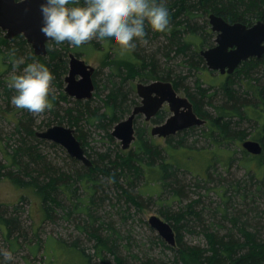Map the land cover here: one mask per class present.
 Instances as JSON below:
<instances>
[{"label": "trees", "instance_id": "obj_1", "mask_svg": "<svg viewBox=\"0 0 264 264\" xmlns=\"http://www.w3.org/2000/svg\"><path fill=\"white\" fill-rule=\"evenodd\" d=\"M164 2L170 14L169 28L161 33L153 31L150 26L146 27L145 38L148 43L141 45L137 41L136 50L127 55L126 59H120V67L124 66L126 77L132 78L149 73L154 79L171 81L177 91L183 89L192 102L196 114L205 119V124L201 125V133L206 139L207 145H197L195 142L197 140L191 143L187 142L185 137L192 135L191 132L195 126L168 136L165 146H161L156 142L154 136L147 133L145 127L136 125V139L128 149H118L117 147L113 153L102 152L94 159H91L89 157L91 154L84 149L86 155L91 159L92 165L88 167L81 161L83 164L80 165L79 170L73 168L71 171L74 173H66L51 165L46 157L39 152L37 142L44 140L36 135L32 129L31 120L25 115L17 123V129L20 128L18 131L16 130L19 132L17 146L11 151L8 150V146L3 147L2 145L1 147L4 151L5 164L0 163V174L6 175L17 185H32L41 196V210L44 219L53 217L57 207L61 206L58 189L64 187L70 196H75L76 185L79 183L86 194L85 198H77L78 203H84L83 200L89 202L82 209H89L86 211L87 216L94 219L90 213L91 203L99 191L102 193L99 196L101 200L109 198L108 187H114L118 199L124 198V211L130 213L131 206L140 208L147 201V199L140 200L137 194L132 191L139 181L143 183L145 189H142V192L148 194L149 201L155 200L154 194L160 197L167 190L172 192L170 196L172 200L180 199L183 197L181 191L185 186L182 184L181 178L183 173L197 174L192 173L193 166L189 167V165H193L190 157L193 158V161L195 158L200 159V167H203L201 169L203 175L200 173L202 176L196 182L198 185L203 181L211 182L213 180L209 172L210 169L217 166L228 169L237 161L244 167L249 176L248 179L252 182L249 183L248 180L243 179L234 180L229 183L231 186L229 188L226 183L216 181L214 188L220 196V201L217 210L216 208L207 210L211 213L210 226L206 224L207 217H204L203 214L206 213L204 210L206 206L199 207L197 204L201 201L199 196L177 211L169 212L159 209L163 219L169 222L175 231V246L165 244L158 235L155 237L163 247L173 252V263L222 264L231 260L236 264H264V231H261L262 226H254V229H251L248 217L256 207L254 205L256 201L263 199L264 202V53L260 57H251L243 61L233 73L224 74L220 81L210 85L214 88L210 93H207L210 87L201 86L199 75L194 88L191 89L185 84L186 74L181 75L180 72L176 74L170 69L160 67V58H165L168 61L171 58V53H174L173 56L180 55L182 57L188 71L197 68L198 64L204 66L205 61L199 54L200 49L192 50V45L187 40L198 39L200 36L202 45H212L209 40L213 38V31L208 23V15L214 13L228 22L239 21L245 24H252L258 19L264 21V0H164ZM154 40L156 42L153 45ZM52 42L54 41H48L47 46ZM0 43L6 46L4 57L12 53L13 50H15V56L25 52L28 61L34 59L44 64L55 79H58L61 72L67 69L66 59L63 57L64 52L60 48L50 49L47 47L46 55H36L30 48L29 50L26 48V40L20 34L14 36L11 42L4 38L0 39ZM98 44V42H94V45ZM102 45L103 48L119 50L114 41H103ZM146 46H149L150 49L147 50ZM75 52V55L79 57L81 52ZM256 72H261L263 78L255 76ZM116 75L110 74L105 82L106 93L102 99L104 110L91 108L89 106L90 99H76L73 100L74 106L64 108L62 114L59 115L61 116L59 122L61 123L65 119L69 124L76 126L82 120L86 123L105 119L109 121V124H116L126 113L130 114L138 102L136 97L131 99L129 97L132 89L126 85L127 78L122 76L118 81ZM94 84L95 90L98 91L95 78ZM140 117L141 115L136 117L135 123ZM163 118L164 112H160L152 121L158 123ZM243 123H247L251 132H248L247 128L242 125ZM249 134L251 139L257 140L262 146V151L259 154H251L243 149L241 141ZM76 137L81 140L80 134L77 133ZM108 137L110 140H114L109 133ZM237 145L240 146L238 151L241 153L238 158L235 157ZM180 154H186L187 159L181 161L178 158ZM72 160L77 161L75 158ZM8 165L11 168L3 172L2 170ZM26 177L28 180H25ZM74 183L75 187L72 186ZM151 183L158 184L159 190L154 191L156 193H151ZM202 185L204 184L202 183ZM236 201L240 202L239 206L235 205ZM4 209L0 206V225H3L5 229L3 233L9 237L14 231H18L15 240L19 239L21 235L26 237V234L21 230L16 214L17 206L13 208L14 214L11 215H5ZM254 210L256 213L258 212L256 208ZM70 212L69 210L66 213ZM217 213L221 216L219 220L214 216ZM196 224L204 228L206 247L188 245L182 240L180 228L185 226L196 228ZM77 226L81 228L83 225ZM84 227L86 228L87 225ZM104 227L103 229L107 230L106 235L101 234L97 227L93 226L91 229L87 227L89 236L96 240L95 254L101 260H105V255L108 254L112 256L114 264H127L116 243L118 236H121L119 231L109 223ZM218 227L224 230L220 232ZM15 240L14 242H16ZM52 243H55V239H52ZM65 247L79 255L78 264H90L91 254L78 249L76 244ZM133 264H168V261L163 258L137 257Z\"/></svg>", "mask_w": 264, "mask_h": 264}, {"label": "rangeland", "instance_id": "obj_2", "mask_svg": "<svg viewBox=\"0 0 264 264\" xmlns=\"http://www.w3.org/2000/svg\"><path fill=\"white\" fill-rule=\"evenodd\" d=\"M5 32L6 31L0 28V39H6L4 37ZM20 35L23 36L22 34ZM199 37L200 36H198V39L190 38L187 40L188 43L192 45V50H199L208 46V44L202 45ZM214 37L215 33L213 32V38L209 40V42L213 43ZM8 41L11 42L12 39ZM94 42H98L99 44L96 46L94 45ZM155 42L156 40H154L152 44L154 45ZM102 44L103 41H98L96 39L87 44L81 45L80 47H74L69 43H49V45L52 46L51 48H60L62 52H64L63 57L66 59L67 69L64 72H61L58 79L52 81L51 86L54 89L56 98L55 100H51V95L49 98L54 105L53 108L51 110H45L42 114L34 115L25 109L16 108L11 103V98L15 95V90L9 87V82L14 71L13 62L15 60L20 58L24 59V63L18 65L16 68L17 74L19 71H22L28 63L37 60L31 59L28 61L27 53L25 52L19 54L18 56H13L10 53L8 56L4 57L3 53L5 52L4 49L6 46L0 43V163L5 164L4 151L1 148L2 145L3 147L8 146L9 151L17 146L19 137V135H17L19 132L17 131L20 129H17V123H19L25 115L26 117H29V120H31L32 129L35 133L45 131L48 127L56 124L72 127L76 136L77 133L80 134V142L84 149L91 154V156H89L91 159H94L99 153L106 151L113 153L117 150V147L118 149H121L120 141L114 138L110 133L115 124H109V121L105 119L100 121L95 119L96 121H89L86 123L82 120V122L77 123L76 126L69 124L65 119L64 121H61V123L59 122V117H61L59 115L62 114L64 108L74 106L73 100H76V98L67 95L64 91V87L66 85L64 78L68 74L70 53L75 54V51L81 52L79 57L95 68L94 78L95 81H97L99 90H94L93 96L90 98L91 102L89 106L91 108H99L100 111L104 110V103L102 100L106 93L104 85H106L105 82H107V77L110 74H117L116 76L118 81L122 76L127 78L126 85L132 89L129 97L130 99L136 97L137 102L139 101V97L136 93V83L155 80L149 73H145L143 76L137 75L132 78L126 77L127 73L125 72L124 66L120 67V59H126V56L120 57L118 54L119 50L108 47L103 48ZM25 46L28 50L30 48L33 51L31 45L27 41ZM47 47L49 48V46ZM146 47L147 50L150 49L149 46ZM173 55L174 53H171V58L168 61L165 60V58H160V67L162 69H170L176 74L177 72L182 73L181 75L186 74L187 77L184 79L185 84H187V86L191 89L194 88L198 75L201 77V86L205 88L210 87V85L214 84V82L220 81L224 76V74H220L218 71L210 70L207 68L206 64H204V66L202 64H198L197 68L188 71L189 69L185 67L186 65L183 63L182 57L180 55ZM254 75L263 78V74L261 72H256ZM212 88L213 87H210L207 90V93H210ZM178 92L182 96H187L183 89H180ZM63 95L66 97H62ZM133 105L131 106L130 111ZM165 108L167 109V107ZM128 114L126 113L121 119L125 118ZM136 123L137 126L145 127L147 133H150V128L154 124V122H145L143 115ZM242 125L247 128L248 132H251L247 123H243ZM201 132L202 126H195L191 132L192 135H187L185 137L187 142L191 143L194 142V140H197L195 141L197 145L206 146V139ZM108 133L114 138L113 141L109 139ZM250 136L251 135L249 134L245 139L250 138ZM43 140L44 141L39 143L37 142L39 152L46 157L51 165L58 168L59 171L61 170L66 173H74L71 171L73 168L79 170L80 165L83 164L81 161L77 159V161L72 160L73 157H71L66 149L60 144L47 139ZM157 142L161 144V146H165L166 144V141L163 138H160ZM235 148H238L235 154V157L238 158L241 155L238 151L240 146L237 145ZM187 154L189 153L187 152ZM178 158L183 161V159H187V155L180 154L178 155ZM190 160H192L191 164L193 165H189V167L193 166L191 168L192 173L194 172L197 174L193 175L188 172L183 173L181 178L182 184L185 186L181 191L183 195L182 198L172 200L170 197L172 192L167 190L163 192L160 197H157V195L154 194L153 198L155 200L152 199L149 201L148 194H146V192H142V189L144 190L145 187H143V183L139 181V184L137 183V185L133 187L132 191L137 194L140 200L147 199V201H145L146 204L141 205L140 208L131 206L130 213H128L127 211H124V198L118 199L114 187H108V191L110 192L108 196L109 198L101 200L99 196L102 193L99 191L93 203H91L92 207L90 208V213L94 216V219L87 216L86 211H89V209H82V207H85V205L89 204V202L83 200L84 203H78L77 198H85L86 194L79 183L76 185L77 190L75 196H70L64 187L63 189H58V197L61 199V206L57 207L58 210L56 209V213L53 214V217H46L44 219V214L41 210V196L35 191L32 185H17L6 175L0 174V206L1 208H5V215L14 214L12 210L15 206H17L16 214L18 215L20 227L26 234V237L21 235L19 239L15 240L18 231H14L11 236L7 237V235L3 233L5 230L3 225H0V264H78L80 259L79 255L71 252L68 247H65L66 245L71 246L73 244H76L78 249H82L85 253L92 255V258H90L89 261L90 264H114L112 256L107 254L105 255L106 259L101 260V258L95 254L94 250L96 240L92 236H89L87 230V227L91 229L94 226L99 228V232H101V234L106 235L107 230L103 228H105L104 225L108 223L115 227L121 235L118 236L119 238L116 243L122 258L127 264L135 263L137 257H154L157 259L163 258L165 261H168V264H181L179 262L173 263V252L163 247L156 239L155 236L158 235V233L150 227L148 223L149 217L156 214L163 218L159 209L168 210L169 212H173L175 210L177 211L181 207H184L192 199H196L200 196L201 201L197 204L199 207L201 205L206 206L204 209L206 213L203 214L204 217H207L206 224L210 226L212 222L210 219L211 213L207 210L210 208L211 210H214L215 208L217 210L220 201V196L216 192V188H214L216 181L226 183L229 188L231 187L229 186V183L234 180L243 179L248 180L249 183L252 182L248 179L249 176L245 172L244 167L235 161L228 169H225L222 166L210 169L209 172L211 173L213 180L211 182L203 181L198 185L196 182H198V178L203 175V171H201L203 167H200V159L195 158L193 161V158L190 157ZM8 168L11 167L8 165L2 171L4 172V170L6 171ZM200 173H202L201 176ZM25 180H28V178L26 177ZM202 183L204 185H202ZM72 186L75 187V183ZM150 187H152L151 193L159 190L157 183H151ZM235 205L239 206L240 202L236 201ZM254 205L256 207H254L253 210L256 208L258 212L256 213L255 210V212L253 210L252 213L250 212L248 217L251 222V226L249 227L254 229V226H262L261 231H264L263 199L256 201ZM69 210L71 212L67 214L66 212ZM214 216H216L215 218L217 220L221 217L219 213ZM77 225L83 226L79 228ZM85 225H87L86 228L84 227ZM211 227L213 228V225ZM203 229L204 228L201 225L196 224V228L185 226L180 228L179 232L181 233L184 243L188 245L206 247L207 241L204 236ZM218 230L222 232L224 229L219 228ZM114 236L116 235L114 234ZM159 237L161 238V236ZM52 239H55V243H52ZM14 240L16 242H14ZM165 244L167 243L165 242ZM4 252H10L12 254V259L6 260L3 255Z\"/></svg>", "mask_w": 264, "mask_h": 264}, {"label": "water", "instance_id": "obj_3", "mask_svg": "<svg viewBox=\"0 0 264 264\" xmlns=\"http://www.w3.org/2000/svg\"><path fill=\"white\" fill-rule=\"evenodd\" d=\"M42 2L43 0H0V28L6 31L4 37L10 40L22 34L36 55H46L47 42L50 41L40 31ZM208 21L215 32V44L199 50L207 68L221 74H231L246 59L260 57L264 53V21L257 20L252 24L228 22L214 13L208 15ZM94 71L92 65L70 53L69 70L64 79L66 94L79 100L91 98L95 90ZM136 93L141 99L140 103L133 107L128 116L119 120L110 132L120 141L122 149H128L136 138V115L142 113L148 120L164 103L168 105L170 115L162 123L151 127L152 135L166 137L193 125L205 124V119L196 114L188 97L178 94L170 81L155 79L137 82ZM36 135L60 144L71 157L81 160L86 166L92 165L72 127L56 124L45 131L36 132ZM241 145L251 154L262 151L261 144L254 139H245ZM148 223L168 245H176L175 231L169 222L153 214ZM222 264L236 263L229 260Z\"/></svg>", "mask_w": 264, "mask_h": 264}, {"label": "clouds", "instance_id": "obj_4", "mask_svg": "<svg viewBox=\"0 0 264 264\" xmlns=\"http://www.w3.org/2000/svg\"><path fill=\"white\" fill-rule=\"evenodd\" d=\"M40 12V31L56 44L67 42L80 47L94 39L114 41L120 57L134 52L137 41L141 45L148 43L146 27L162 33L170 25L164 0H43ZM11 55H15V50ZM23 63V58L13 62L9 87L15 90V95L11 103L34 115L51 110L54 106L51 100L56 98L51 86L55 77L37 61L28 63L17 74V66ZM3 255L6 260L12 259L10 252Z\"/></svg>", "mask_w": 264, "mask_h": 264}, {"label": "flooded vegetation", "instance_id": "obj_5", "mask_svg": "<svg viewBox=\"0 0 264 264\" xmlns=\"http://www.w3.org/2000/svg\"><path fill=\"white\" fill-rule=\"evenodd\" d=\"M215 44V42H213L212 43V45H208L207 47H210V46H213ZM95 72V71H94ZM93 76H94V73H93ZM93 80H94V78H93ZM138 96V95H137ZM139 97V96H138ZM140 97H139V101H138V103L137 104H139L140 103ZM165 107H167V109L165 108ZM160 112H164V118H163V120L161 121V122H158V123H155L154 122V124L152 125V126H154V125H156V124H160V123H162L163 121H165V119L170 115V110H169V107H168V105L166 104V103H164L163 105H162V107L157 111V113L155 114V115H153L151 118H149L148 120H145V122H153L152 120H153V118H155L156 116H157V114L158 113H160ZM142 116V115H141ZM145 119V118H144ZM135 127H136V123H135V119H134V131H135V136H136V130H135ZM151 129V128H150ZM150 135L151 136H153L152 134H151V132H150ZM168 136H170V135H168ZM168 136H166V137H164V136H155V139H156V142H157V140H159L160 138H163V139H165V141H166V138L168 137ZM136 139V138H135ZM158 143V142H157Z\"/></svg>", "mask_w": 264, "mask_h": 264}, {"label": "bare ground", "instance_id": "obj_6", "mask_svg": "<svg viewBox=\"0 0 264 264\" xmlns=\"http://www.w3.org/2000/svg\"><path fill=\"white\" fill-rule=\"evenodd\" d=\"M258 20H261V19H258ZM256 22V21H255ZM210 24V23H209ZM211 26V25H210ZM212 30V29H211ZM251 58V57H250ZM257 58V57H256ZM82 59V58H81ZM249 59V58H248ZM247 60V59H246ZM68 70H69V67H68ZM211 70V69H210ZM214 71V70H213ZM67 76V75H66ZM65 79V78H64ZM65 81V80H64ZM171 82V81H170ZM172 83V82H171ZM173 85V84H172ZM66 86V85H65ZM174 87V86H173ZM65 88V87H64ZM175 89V88H174ZM176 90V89H175ZM65 91V90H64ZM177 91V90H176ZM178 92V91H177ZM66 93V92H65ZM178 94H179V92H178ZM90 99V98H89ZM79 100V99H78ZM82 100H84V99H82ZM137 105V104H136ZM138 115H143L144 116V118H145V115L144 114H142V113H140V114H138ZM138 115H136V117L138 116ZM108 117V116H107ZM136 117H135V119H136ZM202 118V117H201ZM145 120H147L146 118H145ZM193 126H201V125H193ZM190 127H192V126H190ZM189 128V127H188ZM185 129H187V128H185ZM184 130V129H183ZM181 131V130H180ZM177 133V132H176ZM175 133V134H176ZM171 135H174V134H171ZM153 136H158V135H153ZM248 139H251V138H248ZM81 161V160H80Z\"/></svg>", "mask_w": 264, "mask_h": 264}]
</instances>
